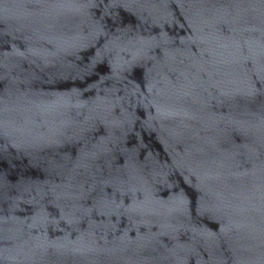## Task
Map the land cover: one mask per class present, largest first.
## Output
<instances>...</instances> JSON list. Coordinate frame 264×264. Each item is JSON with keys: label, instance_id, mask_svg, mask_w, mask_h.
Listing matches in <instances>:
<instances>
[{"label": "water", "instance_id": "water-1", "mask_svg": "<svg viewBox=\"0 0 264 264\" xmlns=\"http://www.w3.org/2000/svg\"><path fill=\"white\" fill-rule=\"evenodd\" d=\"M0 264H264V0H0Z\"/></svg>", "mask_w": 264, "mask_h": 264}]
</instances>
